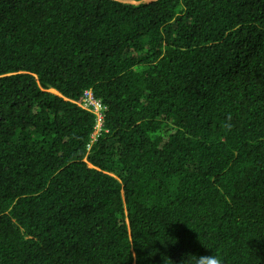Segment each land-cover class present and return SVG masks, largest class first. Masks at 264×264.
<instances>
[{
	"label": "trees",
	"instance_id": "trees-1",
	"mask_svg": "<svg viewBox=\"0 0 264 264\" xmlns=\"http://www.w3.org/2000/svg\"><path fill=\"white\" fill-rule=\"evenodd\" d=\"M206 246L264 264V0H0V264Z\"/></svg>",
	"mask_w": 264,
	"mask_h": 264
},
{
	"label": "clouds",
	"instance_id": "clouds-1",
	"mask_svg": "<svg viewBox=\"0 0 264 264\" xmlns=\"http://www.w3.org/2000/svg\"><path fill=\"white\" fill-rule=\"evenodd\" d=\"M83 105L87 107L85 100ZM164 264H166V260L164 261ZM179 264H224V260L221 255L214 252L212 249L207 248V251L200 254L191 252L186 253L184 259H182Z\"/></svg>",
	"mask_w": 264,
	"mask_h": 264
},
{
	"label": "built area",
	"instance_id": "built-area-1",
	"mask_svg": "<svg viewBox=\"0 0 264 264\" xmlns=\"http://www.w3.org/2000/svg\"><path fill=\"white\" fill-rule=\"evenodd\" d=\"M84 100L87 107L89 105H92L93 109L98 113V125H100L101 124L100 115H101V107H102L101 101L94 97L93 92L91 90L85 91Z\"/></svg>",
	"mask_w": 264,
	"mask_h": 264
},
{
	"label": "water",
	"instance_id": "water-1",
	"mask_svg": "<svg viewBox=\"0 0 264 264\" xmlns=\"http://www.w3.org/2000/svg\"><path fill=\"white\" fill-rule=\"evenodd\" d=\"M125 1H130V0H125Z\"/></svg>",
	"mask_w": 264,
	"mask_h": 264
},
{
	"label": "rangeland",
	"instance_id": "rangeland-1",
	"mask_svg": "<svg viewBox=\"0 0 264 264\" xmlns=\"http://www.w3.org/2000/svg\"><path fill=\"white\" fill-rule=\"evenodd\" d=\"M146 1H150V0H146Z\"/></svg>",
	"mask_w": 264,
	"mask_h": 264
}]
</instances>
